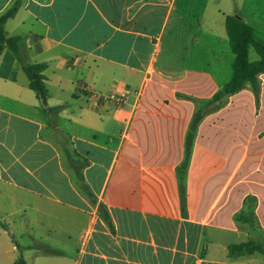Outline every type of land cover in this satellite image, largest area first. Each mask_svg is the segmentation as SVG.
<instances>
[{
    "label": "crops",
    "instance_id": "1",
    "mask_svg": "<svg viewBox=\"0 0 264 264\" xmlns=\"http://www.w3.org/2000/svg\"><path fill=\"white\" fill-rule=\"evenodd\" d=\"M16 4L6 34L47 66L49 97L5 49L0 264H264L230 250L259 240L238 221L251 198L264 234V74L208 107L234 76L226 17L264 44V0H0V17ZM81 83L128 102L98 107Z\"/></svg>",
    "mask_w": 264,
    "mask_h": 264
},
{
    "label": "trees",
    "instance_id": "2",
    "mask_svg": "<svg viewBox=\"0 0 264 264\" xmlns=\"http://www.w3.org/2000/svg\"><path fill=\"white\" fill-rule=\"evenodd\" d=\"M18 10L16 4L7 13L0 17V55L5 49H10L18 61L21 63L22 68L30 81V88L36 92L39 99L46 106L48 103L49 90L45 84L44 72L47 69L45 64L31 63L28 56V49L24 45L21 37H8L6 34V23L9 19L14 18ZM226 31L230 40L232 51L235 55V61L233 64L234 76L231 81L224 86V88L214 96V98L208 102V107L211 111L219 109L223 105V99L227 95L235 94L248 85L258 95L260 91V75L264 74V44L258 41L254 36L253 28L243 22L239 17L227 16L226 17ZM250 48H254L260 56L258 61L252 62L249 57ZM203 115L198 113L192 122L190 131L186 140V158L182 166L178 169V176L180 181V193L182 199V210L186 212V175L190 163V157L192 153V146L195 137V132ZM256 199L251 198L249 201V211H244L238 217V221L248 224L250 227L252 223L256 225V218L253 211L255 207ZM108 219L107 217H104ZM259 230V228H258ZM231 252L243 254H254L259 252L264 255V245H261L257 241H249L240 245H235L230 248ZM16 264H26L20 259Z\"/></svg>",
    "mask_w": 264,
    "mask_h": 264
},
{
    "label": "built area",
    "instance_id": "3",
    "mask_svg": "<svg viewBox=\"0 0 264 264\" xmlns=\"http://www.w3.org/2000/svg\"><path fill=\"white\" fill-rule=\"evenodd\" d=\"M78 88L82 93H89L97 102L98 107H102L104 104H110L113 107H123L127 104L128 98L122 93H111L110 95H104L100 93H91L88 85L81 83Z\"/></svg>",
    "mask_w": 264,
    "mask_h": 264
},
{
    "label": "rangeland",
    "instance_id": "4",
    "mask_svg": "<svg viewBox=\"0 0 264 264\" xmlns=\"http://www.w3.org/2000/svg\"><path fill=\"white\" fill-rule=\"evenodd\" d=\"M251 58H253L254 60L258 58V54L254 49H251ZM100 213L102 214V216L107 217V212L103 207L100 208ZM251 226H252L251 228L253 231L260 234L258 242L261 245H264V234L258 231V228L256 227L254 223H252Z\"/></svg>",
    "mask_w": 264,
    "mask_h": 264
}]
</instances>
